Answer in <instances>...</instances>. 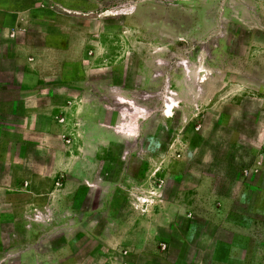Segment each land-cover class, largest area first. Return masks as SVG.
<instances>
[{
	"label": "rangeland",
	"instance_id": "obj_1",
	"mask_svg": "<svg viewBox=\"0 0 264 264\" xmlns=\"http://www.w3.org/2000/svg\"><path fill=\"white\" fill-rule=\"evenodd\" d=\"M48 2L65 78L0 114V264H264V0Z\"/></svg>",
	"mask_w": 264,
	"mask_h": 264
},
{
	"label": "crops",
	"instance_id": "obj_2",
	"mask_svg": "<svg viewBox=\"0 0 264 264\" xmlns=\"http://www.w3.org/2000/svg\"><path fill=\"white\" fill-rule=\"evenodd\" d=\"M48 1L61 7L68 4V0H0V114L4 112L5 105L9 111L15 112L22 104V97L36 94L43 97L47 90L49 92L53 89L54 76L60 80L65 78L60 70L62 63L58 64V59L64 49L68 48V40L63 29L52 27L45 16L41 15L48 11ZM34 26L42 41L35 39ZM32 53L37 55L36 59L31 57ZM46 80H50L49 83ZM3 117L0 115V127L6 126ZM3 132L0 131V136ZM230 243L224 244L229 246ZM260 246L258 242L256 248ZM240 250L236 249L237 257ZM239 264L246 263L242 260Z\"/></svg>",
	"mask_w": 264,
	"mask_h": 264
}]
</instances>
